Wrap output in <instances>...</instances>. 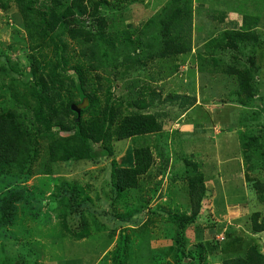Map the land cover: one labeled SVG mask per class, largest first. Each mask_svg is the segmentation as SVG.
<instances>
[{
  "label": "rangeland",
  "instance_id": "obj_1",
  "mask_svg": "<svg viewBox=\"0 0 264 264\" xmlns=\"http://www.w3.org/2000/svg\"><path fill=\"white\" fill-rule=\"evenodd\" d=\"M183 1L0 0V264H264V0Z\"/></svg>",
  "mask_w": 264,
  "mask_h": 264
},
{
  "label": "trees",
  "instance_id": "obj_2",
  "mask_svg": "<svg viewBox=\"0 0 264 264\" xmlns=\"http://www.w3.org/2000/svg\"><path fill=\"white\" fill-rule=\"evenodd\" d=\"M18 2L22 5H24L23 6L24 9L27 10V8H29V7H25V4L28 3L29 0H18ZM171 5H173L174 8H173V10L170 9L169 12L166 13V17H164L162 20V25L165 28H168V26H170L171 29H173L176 32V34H178V37H180L181 39L189 37L188 32L190 31V27L192 26V14L190 12L189 4L185 3V1H183V0H172ZM84 8H85V6L83 7L81 5V0H71L70 4L68 6H66L64 19L68 18L71 15H74L76 13V9L83 11ZM172 17L177 18V19L175 21H172L170 19ZM55 21L57 24H60V25L65 24L63 22L62 17L57 18V20H55ZM171 21L173 23H171ZM221 22H224L223 17L221 18ZM257 23H258V19L256 17H252V16L243 17V27L244 28L250 24H252L254 27H256ZM51 29L54 30L55 28H51V27L48 28L49 31H51ZM73 31L75 32L76 29H74ZM248 31L249 30H247L245 28V33L243 30V31L239 32V34L242 36H245ZM248 36L253 41L257 42V35L256 34L252 33V34H249ZM111 37L112 36L109 35V38H111ZM81 46H82L81 53H82L83 57L88 61V63L94 68H100L102 65H98V66L95 65L96 63L100 62L98 59L97 45L95 43H89L88 42V43H85L84 45H81ZM178 46L180 47L181 52H187L190 50L189 47H185V48L181 47L182 45L180 43H178ZM107 48H109V47H107ZM169 54H170V52H169L168 48H163L160 52H158V56H160V57H166ZM238 74H239L240 79H241L240 86L244 90V92H247L248 84L244 80L245 75L243 72H240ZM252 98H253L252 94H251V96L249 94L248 99L251 100ZM174 100H180V102H182V103H180V105L183 107H186L190 102L191 103L195 102L194 98H190L187 96H181V95H176L174 97ZM136 120H138V119H136ZM4 126L6 128L3 126H0V172H2L6 167L13 164L16 161L17 156H18V149H16L14 143H12V142L10 143L7 141V135L10 132L11 128L7 127L5 124H4ZM147 127H148V125H147ZM151 131H153V127H148L145 130H143V129L138 130V132H140L142 134L148 133ZM130 184L131 183L128 182L127 186H130ZM196 185L197 184H196L195 180L191 181V189H192V193H193L192 197H194L195 200H198L199 196L197 193L199 192L200 188H197ZM127 186H124L121 189H125ZM201 188H202L203 192H205V187L202 186ZM174 220L176 221L175 218H174ZM179 223H180V225H184L185 220L182 219Z\"/></svg>",
  "mask_w": 264,
  "mask_h": 264
}]
</instances>
